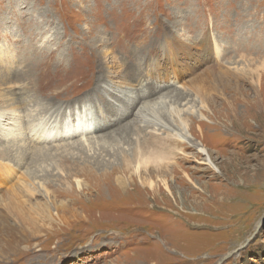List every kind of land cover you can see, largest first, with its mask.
<instances>
[{"label":"rangeland","instance_id":"1","mask_svg":"<svg viewBox=\"0 0 264 264\" xmlns=\"http://www.w3.org/2000/svg\"><path fill=\"white\" fill-rule=\"evenodd\" d=\"M143 101L155 128L139 124ZM11 108L25 129L83 111L111 127L91 152L28 158L48 182L22 209L39 236L1 248L0 264H264V0H0ZM179 119L220 173L158 125ZM14 181L0 177V197ZM51 201L54 223L36 210Z\"/></svg>","mask_w":264,"mask_h":264},{"label":"bare ground","instance_id":"2","mask_svg":"<svg viewBox=\"0 0 264 264\" xmlns=\"http://www.w3.org/2000/svg\"><path fill=\"white\" fill-rule=\"evenodd\" d=\"M188 96H189L188 94L185 95L186 99ZM165 98H163V99L165 100ZM189 101H190V99H189ZM140 103L141 102H138V104H140ZM142 103L144 105L140 109V111L138 112V116H140L139 117L140 118L139 124L144 123L146 121L150 122V123H154V122H151L148 118L149 111H151L152 107L149 104H147V102L143 101ZM163 103L165 104L167 102L164 101ZM11 105L12 104L10 102L9 106L12 107ZM181 105H179V106H181ZM130 107H133V106L130 104ZM154 107H156V106H154ZM172 108L173 107L171 106V109ZM154 109H156V108H154ZM190 110H192V109H190ZM185 111H187L186 108H185ZM36 112L37 111H35V113ZM178 112H180V111H178ZM33 113H34V110H33ZM194 113H195V111H194ZM79 115H82L83 118H81L80 120L77 121L76 117ZM26 116H28V115H26ZM38 116H39V114L37 113V115L34 118L33 123L29 127L27 126L28 129H25L22 125V121H23L22 117L18 116L16 109L11 108L9 110H4L3 112L0 111V136H2L1 137L2 141H0V144L3 145L4 143H6L7 145L11 146V147H8L10 149L3 148L2 150H0V153H6V155H4L5 158L0 159V177L2 179H4L5 182H11L12 180H16V181H14L13 185L9 188L8 193L4 197H0V207H1V209H0V242L5 241V245L2 247L0 246L1 251H2L1 248H3V251H4L5 247H8L9 249L13 248V246L16 245L17 242L19 243L20 239L23 238V236H25V237L29 236L30 239H33V238H36L39 236V234H34L35 232L31 233V231L35 230L38 227L37 222H31L30 224H28L29 223L28 221L37 212L30 215V217L28 218L29 220H25L26 222L24 223V221H22V219H24L25 215H24L22 209L24 207L25 201L31 202L30 200L35 199V197L38 194L40 196L41 193L48 194V190H46V188H47L46 183H48V182L46 180L44 181L42 179V177H40V173H37V172H35L33 174H32V172L29 173V166L31 164H28V161H29L28 158H30V159L33 158V163H38V162H40V160L46 159V157H48L50 159L51 158L50 154L54 150H57V149H61L63 152H70V150H71V152H74L73 149L79 147V149H84V150L86 149V151L91 152V150H95L94 148L96 146L98 147L101 145L100 142H102V141L100 140L101 136L99 134L105 133V131L111 127V126H109V124H107V122L103 125H99L96 122V120L92 119V117H91V119H89L90 115H88L85 111H83L81 113L75 114V116H74L75 121H73V123L70 122V119L69 120L67 119L65 121V123H63L61 125L59 124V125L52 126V124L50 123L48 126H45V127H43V129H41V127H39L40 124L38 122H36V120H38V119H36ZM88 116H89V118H88ZM176 116L180 117L181 114H178ZM198 117H199V119H204L203 115H199ZM92 120L94 121L93 123H92ZM178 122H179V125L177 124L178 126L174 129L170 128L169 126H167L166 124H163V123L158 124V125H161L160 128H163L164 130L169 131L172 134V136L175 138V140H178L181 144L188 145L189 147L197 150L198 153H200L201 155L204 156V164H206L210 168L214 169L217 173H220V169L218 168V166L214 163V161L210 157V154H209L206 146H204L203 143L200 141L196 142L194 137L191 136L188 124L186 122H184V120H181V119H179ZM154 124H155L154 125V128H155V126H157V124L156 123H154ZM128 125H126V127H128ZM109 136H110V134L107 137H109ZM75 138H78V140L75 142H72V140H75ZM114 139H115V137H114ZM58 142H65V143H63L64 145L57 147L58 144H56V143H58ZM106 144L107 143L104 142V145H106ZM43 152H45L46 154H44ZM145 158L139 159V154H138L136 161L139 162V165L135 168L136 174H141L143 172V171H140V169L144 164L147 163L146 161H144ZM5 160H6V162H4ZM141 160H143V161H141ZM14 164L20 170L19 173L23 174L22 177L18 178V174H17L18 169L14 167ZM27 167H28V169L26 171H24L23 169L27 168ZM124 167H125V170L131 168L128 161ZM124 167L121 170H124ZM160 167L158 166V170H160L159 169ZM22 170L24 171V173L21 172ZM153 171H152V173H153ZM42 175H44V174H42ZM26 177L28 178V180H26ZM181 177H183V176H181ZM145 180L146 179H144V180L140 179L139 180L140 184L144 188H147V186H149L150 190H152L155 187L153 185V183L145 181ZM42 181H44V182H42ZM122 183L123 182H120L119 184L122 185ZM5 186L7 187V185H5ZM77 186L79 188L81 187V183L79 181L77 182ZM165 187L169 192H171L169 186H167L165 184ZM52 190L55 193L57 192L55 186L52 187ZM152 191H154V190H152ZM58 197H59V195H58ZM26 198H27V200H26ZM168 201H169V199H168ZM51 202L52 203H49V202L45 203L42 210L41 209H36V210H38L39 213H43L44 214L43 216L49 217L48 220H50L52 223L53 220L56 219L54 216L56 214H54V212L52 210L53 207H55V203L53 201H51ZM37 205L38 204H36V206ZM41 206L42 205H39L38 207H41ZM59 207H62L64 209V205L62 203ZM55 210H56V207H55ZM56 216L59 218L58 213ZM176 216H178V215H176ZM43 219H44V217H42V219H41L42 222H44ZM12 222H14V224H12ZM56 223H57V221H56ZM62 224H63V222H62ZM29 226H31V229L29 228ZM52 228H53V226H52ZM38 233H39V231H38ZM4 236H6L7 240L5 238H3ZM16 237H18V238L15 239ZM9 239H10V241H9Z\"/></svg>","mask_w":264,"mask_h":264}]
</instances>
